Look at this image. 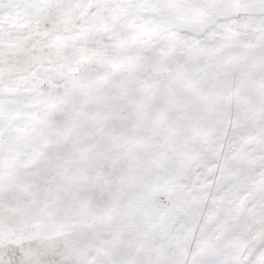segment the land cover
<instances>
[{"label": "snow or ice", "instance_id": "1", "mask_svg": "<svg viewBox=\"0 0 264 264\" xmlns=\"http://www.w3.org/2000/svg\"><path fill=\"white\" fill-rule=\"evenodd\" d=\"M0 264H264V0H0Z\"/></svg>", "mask_w": 264, "mask_h": 264}]
</instances>
